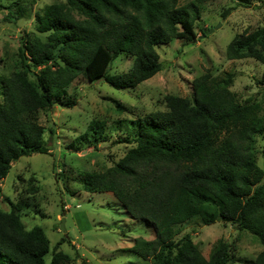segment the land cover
I'll use <instances>...</instances> for the list:
<instances>
[{"label":"trees","instance_id":"trees-1","mask_svg":"<svg viewBox=\"0 0 264 264\" xmlns=\"http://www.w3.org/2000/svg\"><path fill=\"white\" fill-rule=\"evenodd\" d=\"M26 1L12 3L4 20L30 18L35 3ZM208 1L64 0L47 6L37 19L38 35L21 39L20 71L0 75V185L12 163L47 153L43 128L23 115L53 107L79 77L104 80L116 90H132L151 79L162 69L157 48L173 40L194 42ZM120 55L131 58L130 69L109 75ZM225 57L253 59L264 67V21L235 36ZM233 77L215 79L206 71L192 80L190 97L165 96L164 111L128 127L130 138L123 143L131 148L121 159L78 180L85 193L111 194L129 220L151 229L153 239L133 241L130 251L139 259L229 264L226 241L206 259L189 236L174 240L175 226L199 220L203 226L221 222L250 234L261 247L252 264H264V172L256 159L257 141L264 143V118L258 103L237 102L230 91ZM258 84L264 88V70ZM102 129L103 123L92 121L78 140L98 151L105 140ZM9 206L8 212L0 211V264L67 261L42 228L25 229L21 212L27 203L9 201Z\"/></svg>","mask_w":264,"mask_h":264},{"label":"rangeland","instance_id":"rangeland-1","mask_svg":"<svg viewBox=\"0 0 264 264\" xmlns=\"http://www.w3.org/2000/svg\"><path fill=\"white\" fill-rule=\"evenodd\" d=\"M16 1L0 0V75L20 71L21 39L38 35L37 19L42 18L44 9L64 2L34 0L30 18L7 22V8ZM246 1L209 0L195 26L196 40H173L158 47L161 71L136 88L116 90L104 80L89 82L79 77L53 107L23 115V119L33 120L43 128L47 153L32 154L12 163L0 185V211L10 210L9 201L27 203L21 212L25 229L42 228L51 247H58L67 257L63 264H152L151 259L141 260L130 251L134 240L153 239L151 229L129 220L111 194L85 193L78 180L83 174L103 171L121 159L131 148L123 143L130 138L128 127L133 128L139 117L164 111L163 99L167 95L190 97L192 80L206 71L215 79L233 75L230 91L237 102L258 103L264 118V88L258 84L263 65L253 59L229 61L225 57L235 36L263 25L264 0ZM131 65L130 57L120 55L111 63L108 74L125 73ZM92 121L103 123L105 140L98 143V151L78 140ZM256 147L257 164L264 172V143L258 140ZM174 231L175 241L189 236L206 259L221 241L230 245L229 264H252L261 251L250 234L221 222L203 226L193 220L175 226ZM45 259L49 263L51 256Z\"/></svg>","mask_w":264,"mask_h":264},{"label":"water","instance_id":"water-1","mask_svg":"<svg viewBox=\"0 0 264 264\" xmlns=\"http://www.w3.org/2000/svg\"><path fill=\"white\" fill-rule=\"evenodd\" d=\"M210 32H213V31H210ZM62 228V225L60 226ZM63 229V228H62Z\"/></svg>","mask_w":264,"mask_h":264}]
</instances>
